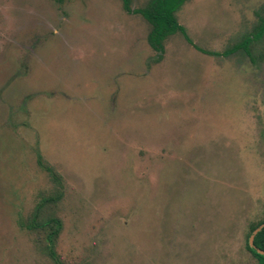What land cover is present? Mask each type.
<instances>
[{
    "label": "rangeland",
    "instance_id": "1",
    "mask_svg": "<svg viewBox=\"0 0 264 264\" xmlns=\"http://www.w3.org/2000/svg\"><path fill=\"white\" fill-rule=\"evenodd\" d=\"M151 1L0 0V264H264V0Z\"/></svg>",
    "mask_w": 264,
    "mask_h": 264
},
{
    "label": "trees",
    "instance_id": "2",
    "mask_svg": "<svg viewBox=\"0 0 264 264\" xmlns=\"http://www.w3.org/2000/svg\"><path fill=\"white\" fill-rule=\"evenodd\" d=\"M181 1L182 0H152L148 6L138 11L151 26V31L148 35V41L154 50H163L162 38L166 34H172L176 31H180L183 36L187 38V35L184 32V28L177 23L174 17V10L177 8V5H179ZM124 6L127 11H130L129 0H124ZM260 29L262 30V27L260 28V26H258V30ZM247 38L248 37H245L244 41L240 43L241 46L247 45ZM46 169L53 177V180L59 183V179L57 178L56 174L50 168ZM57 197H59V195ZM57 197L46 199L40 205L48 201H53ZM51 223H54L57 229L47 235V241L49 245L53 244L52 237L57 233V230L61 227V222L58 219L46 220L44 221L43 226L50 225ZM38 225L42 224H37L35 221H32L30 224V228L38 227ZM255 227L256 225H252L250 227V231L255 229ZM253 241L256 247H259L264 250V227L255 234ZM247 248L254 256L264 259V256L255 252L249 247V245H247ZM48 255L54 261L55 264H60L53 249L49 250Z\"/></svg>",
    "mask_w": 264,
    "mask_h": 264
},
{
    "label": "water",
    "instance_id": "3",
    "mask_svg": "<svg viewBox=\"0 0 264 264\" xmlns=\"http://www.w3.org/2000/svg\"><path fill=\"white\" fill-rule=\"evenodd\" d=\"M264 227V222L260 225H258L252 232V234L250 235L249 237V245L251 247V249H253L255 252H257L258 254L264 256V251L263 250H260V249H257L255 247V245L253 244V239H254V236L257 232H259L262 228Z\"/></svg>",
    "mask_w": 264,
    "mask_h": 264
},
{
    "label": "flooded vegetation",
    "instance_id": "4",
    "mask_svg": "<svg viewBox=\"0 0 264 264\" xmlns=\"http://www.w3.org/2000/svg\"><path fill=\"white\" fill-rule=\"evenodd\" d=\"M253 244H254V241H253ZM248 245H249V243H248ZM249 247H250V245H249ZM256 247V246H255ZM251 248V247H250ZM263 250V249H262ZM264 251V250H263Z\"/></svg>",
    "mask_w": 264,
    "mask_h": 264
}]
</instances>
